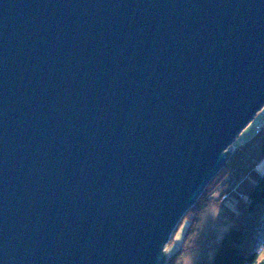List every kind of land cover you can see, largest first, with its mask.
Listing matches in <instances>:
<instances>
[{
	"label": "water",
	"instance_id": "water-1",
	"mask_svg": "<svg viewBox=\"0 0 264 264\" xmlns=\"http://www.w3.org/2000/svg\"><path fill=\"white\" fill-rule=\"evenodd\" d=\"M264 108V0H0V264H166Z\"/></svg>",
	"mask_w": 264,
	"mask_h": 264
},
{
	"label": "trees",
	"instance_id": "trees-1",
	"mask_svg": "<svg viewBox=\"0 0 264 264\" xmlns=\"http://www.w3.org/2000/svg\"><path fill=\"white\" fill-rule=\"evenodd\" d=\"M231 154L228 165L182 219L188 221V231L180 250L173 253L175 256L201 250L205 253L211 249L210 260L201 264H264V174L257 171L259 162L264 159V125L260 130L256 127L255 135L245 143H234ZM227 177L230 181H226ZM219 184L224 185L221 197L225 196V202L222 204L220 200H212ZM211 204L225 213L218 218L226 226L221 238L211 230L207 236L203 235L204 208ZM172 240L173 236L169 243ZM176 259L169 258L166 264H179Z\"/></svg>",
	"mask_w": 264,
	"mask_h": 264
},
{
	"label": "rangeland",
	"instance_id": "rangeland-1",
	"mask_svg": "<svg viewBox=\"0 0 264 264\" xmlns=\"http://www.w3.org/2000/svg\"><path fill=\"white\" fill-rule=\"evenodd\" d=\"M264 120V108L257 114L256 118L251 122L246 129L240 134L238 140L235 142L236 145L243 144L249 139H251L255 135V129L257 126H260V123ZM263 127V126H262ZM257 171L260 174H264V159L259 162ZM230 179H226V181ZM222 184V183H221ZM219 184L214 191L212 196V200H220V204L225 202V196L221 197V194L224 189V185ZM210 196V198H211ZM211 200V199H209ZM225 213H222V209L219 206H215L213 204L206 206L204 208V218L202 223V231L203 235L207 236L208 232H212L216 237H220L226 230V226L220 223L218 220L219 217L224 216ZM188 221H181L177 228L175 229L174 233L172 234L173 240L167 244L166 251L168 252V259H175L179 262V264H201L205 260H210L213 252L208 250L205 253L203 250L201 251H192V252H184L182 255L179 254L178 257L175 256L173 253L180 250V246L183 243L184 235L188 231ZM212 235V234H211ZM171 240V239H170ZM214 240V239H213ZM216 241V240H214ZM207 241H205L206 243ZM167 259V260H168Z\"/></svg>",
	"mask_w": 264,
	"mask_h": 264
},
{
	"label": "built area",
	"instance_id": "built-area-1",
	"mask_svg": "<svg viewBox=\"0 0 264 264\" xmlns=\"http://www.w3.org/2000/svg\"><path fill=\"white\" fill-rule=\"evenodd\" d=\"M263 125H264V121L260 124V126H257V130H260Z\"/></svg>",
	"mask_w": 264,
	"mask_h": 264
}]
</instances>
